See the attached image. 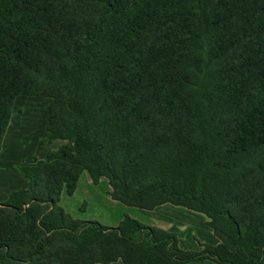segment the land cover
<instances>
[{
	"label": "trees",
	"instance_id": "trees-1",
	"mask_svg": "<svg viewBox=\"0 0 264 264\" xmlns=\"http://www.w3.org/2000/svg\"><path fill=\"white\" fill-rule=\"evenodd\" d=\"M47 141L0 204V264H264V0H0V149L18 97ZM83 172L141 210L203 215L218 240L58 206Z\"/></svg>",
	"mask_w": 264,
	"mask_h": 264
},
{
	"label": "crops",
	"instance_id": "crops-1",
	"mask_svg": "<svg viewBox=\"0 0 264 264\" xmlns=\"http://www.w3.org/2000/svg\"><path fill=\"white\" fill-rule=\"evenodd\" d=\"M30 98H34V97H30ZM17 99H19V97L16 98L15 102L17 101ZM46 101L48 102V100ZM13 107H14V104H13ZM14 115L15 113H14V108H13L11 118H10L5 135H7L9 126L11 125V121L13 120ZM45 125H46V109H45L43 138L47 139V134L45 132ZM5 135L3 137L2 145L0 149V204L4 203L12 192L19 191V190H25L28 187V181L18 173L17 168L22 167V166H32L34 164V160L44 159L45 155L49 152V151L46 152L47 150L44 149L43 151H41L42 153L43 152L44 153L38 156L37 154L38 152H40V150L34 149L33 147L31 149H28L27 147H24L21 143L19 144L18 142H15L12 148V145L11 147L8 144L6 145ZM52 142H56V141H51V142L46 141L45 143L42 144V146H47L49 143H52ZM19 146H21V152L17 149V147ZM42 146L37 145V147H41V148ZM16 156H17V160L14 159ZM28 159H31L32 162L27 163ZM101 185L103 186V192H101V190L99 189ZM79 190H82L86 194H89L88 192H90L92 197L95 199H98L99 197L102 198L103 201L106 203V205L110 206L111 208L115 210L114 215L116 216L112 220L113 226H106V227H111V228L116 227L124 216H128L138 221L141 224H144L150 227H156V228L162 229L169 233H174L177 236L178 246L181 250H183L184 248L180 245L181 240H180L179 233L184 232L185 229H189V227L191 226V223H189L188 221L194 220L195 222H198L199 224L205 226L206 219H204L205 217L203 215L192 212L188 209L178 207V206H173L170 204H164V205L158 206L150 211L141 210V209L132 208V207H126L116 201H113L110 198L109 196L110 187L106 179L101 178L98 181V183L94 185L91 182L86 172L82 173V177H80L73 194L76 195V193ZM63 195H66V194L63 193ZM131 212L135 213L137 217L138 216L143 217L142 219L147 218L149 222L148 220L147 222H141L139 220L140 218H136V216H132V214H130ZM152 216H154V218ZM207 229L209 228L207 227ZM205 236H206L205 239H201L198 237L196 238L195 233H193L191 237L193 240H195L194 242L197 243V249L195 248H189V249L193 251H198L200 249V244H209L212 246H215L218 244V240L214 237L210 229H209V232L205 234ZM110 264H122V263L120 261H117V262H113ZM189 264H195V263H189ZM203 264H215V263L210 262V261H205L203 262Z\"/></svg>",
	"mask_w": 264,
	"mask_h": 264
},
{
	"label": "rangeland",
	"instance_id": "rangeland-1",
	"mask_svg": "<svg viewBox=\"0 0 264 264\" xmlns=\"http://www.w3.org/2000/svg\"><path fill=\"white\" fill-rule=\"evenodd\" d=\"M47 103L48 102L44 98H30L23 96L19 97V99L14 102L13 108L16 116L14 115L7 135H5L6 145H10V147L12 145L13 148L15 142H18L28 149L33 147L34 149L40 150V152L37 154L40 156L44 153L41 152L44 149L47 150L46 152L54 151V149L62 144V142L56 141L49 143L47 146H42V144L47 141L46 138H43L45 109ZM37 145L42 146V148L37 147ZM17 149L21 152V146L17 147ZM14 159L17 160V156ZM31 162V159H28L27 163ZM99 189L101 192H103L102 185L99 187ZM88 193L89 194H86L82 190H79L76 195L73 194V196H66L62 194L58 206L62 208L64 212L68 213L73 219L81 221H95L102 226L104 225L105 227L113 226L112 220L116 216L114 215L115 210L106 205L102 198L99 197L98 199H95L92 197L90 192ZM133 212L130 213L132 216L140 218L139 220L141 222H147V218L142 219L143 217L141 216L137 217V215ZM152 217L154 218V216ZM188 222L191 223L189 229H185L184 232L179 233L181 240L180 245L184 248L183 250L193 251L189 248L197 249V243L194 242L195 240L192 239L191 235L195 233L196 238L198 237L205 239V234L209 232V229H207L206 226L207 219L205 222L206 227L199 224L198 222H195L194 220H189Z\"/></svg>",
	"mask_w": 264,
	"mask_h": 264
}]
</instances>
